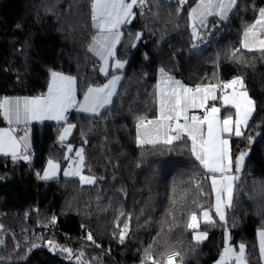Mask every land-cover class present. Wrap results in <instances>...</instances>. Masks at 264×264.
Masks as SVG:
<instances>
[{"label": "trees", "instance_id": "trees-1", "mask_svg": "<svg viewBox=\"0 0 264 264\" xmlns=\"http://www.w3.org/2000/svg\"><path fill=\"white\" fill-rule=\"evenodd\" d=\"M193 2L146 0L143 8L136 6L115 50L127 66L112 103L99 114L72 111L63 122L31 124L32 163L22 152L15 161L0 153V264H152L148 253L164 264L172 250L180 254L174 264H215L226 232L229 246L245 245L246 264H264L257 240L264 229V52L241 45L264 0H237L227 20H211V34L202 35L195 48L188 20ZM91 4L0 0V100L46 94L53 71L76 79L77 99L108 77L89 51ZM160 69L191 86L240 77L255 103L244 135L230 136L233 161L246 150L249 156L239 173L233 168L239 179L225 210L227 223L213 211L210 174L191 154L187 138L171 146L136 143L139 118L156 116ZM69 124L75 127L61 141ZM5 125L0 115V127ZM69 145L83 149L82 172L95 182L82 184L61 173L36 181L35 173L42 177L50 159L62 170ZM205 209L214 224L199 219ZM192 212L199 220L196 230L207 233L199 243L192 238L196 230L187 227ZM61 249H70L71 256Z\"/></svg>", "mask_w": 264, "mask_h": 264}, {"label": "snow or ice", "instance_id": "snow-or-ice-1", "mask_svg": "<svg viewBox=\"0 0 264 264\" xmlns=\"http://www.w3.org/2000/svg\"><path fill=\"white\" fill-rule=\"evenodd\" d=\"M183 6L187 0H178ZM146 0H92L91 19L93 27L98 30V36L93 37L89 51L99 56L104 61V66L100 71L105 75L109 74V59L115 58L116 45L120 42L122 33L119 31L121 25L131 22L130 18L135 16L134 8L140 6L143 8ZM237 0H198L195 7L189 11V18L192 23L193 38L198 37L197 24L199 27L206 28V20L209 16H217L220 20H227L229 14L235 9ZM179 12V9H178ZM141 33H137L136 39L139 40ZM264 8L259 10L258 18L244 31L242 47L252 50L258 44V49L264 52ZM250 39L251 45L250 47ZM197 45H193L195 48ZM239 51V50H237ZM235 55V53H233ZM124 62L116 59L111 65L114 69L124 68ZM163 75L164 69H160ZM121 80L119 75H112L111 79L102 86L88 87L84 94L82 102H78L75 93V78L65 76L58 72H51V81L48 84L47 93L36 97L8 98L0 100V115L3 116L9 124V128H0V153L11 155L13 161L17 159V150L19 141L14 135V129L11 125L15 122L20 124L21 121L27 125L32 120L54 119L57 121H66V113L70 108L79 104L83 112L99 114L100 110L112 103V97L116 93V88ZM163 85V86H161ZM237 85L243 89V79L237 77L223 85L208 84L196 85L195 88L187 87L180 81L168 76L157 84L159 97V115L154 120H145L139 118L137 123V143L139 145H173L175 142H181L187 138L191 142V154L199 162L207 173L211 174V187L216 194L215 215L221 222L227 223L225 210L232 205L233 200V183L239 179L238 176L229 175L235 168L239 173L242 169L246 153L241 152L233 161L230 150L229 140L224 135H235L242 137V129L248 127L249 120L255 111V103L248 96L246 91H237ZM231 89V93L225 92L219 99L223 105L235 108V115H228L221 119V109L212 106L206 107L209 100L216 101V89ZM204 109L203 116L188 115L189 109ZM183 120V123H181ZM75 127L69 124L64 128L60 136L63 141ZM143 137V138H142ZM26 137H20L24 140ZM251 140V138H249ZM72 151V146H68ZM83 149L76 152L80 158V164L83 162ZM28 160V156L22 157ZM67 158V157H66ZM59 165L51 159L48 161V168L40 179H51L56 176ZM51 170V171H49ZM65 176H78L82 184H93L95 178L81 175V167L77 166L74 170L64 171ZM197 184V188H199ZM226 196V199L224 198ZM202 216L207 224H214L212 216L207 209L203 210ZM55 221V217H53ZM189 229L196 230L199 227V220L196 212H192L187 223ZM128 226L121 230L120 240L123 242ZM207 233L200 232L194 235L196 242H202L206 239ZM259 245L262 256H264V229L258 232ZM89 241H93L92 235L87 236ZM228 235L225 234V248L217 264H246L244 254L245 245H239V253L228 245ZM94 242V241H93ZM52 244L51 241L48 242ZM62 252L69 253L70 249H61ZM147 252V250H146ZM180 254L173 252L167 256L166 264H174L175 259ZM83 253L78 254L82 257ZM147 259L152 264H157L151 254H147ZM80 264H84L83 261Z\"/></svg>", "mask_w": 264, "mask_h": 264}, {"label": "crops", "instance_id": "crops-1", "mask_svg": "<svg viewBox=\"0 0 264 264\" xmlns=\"http://www.w3.org/2000/svg\"><path fill=\"white\" fill-rule=\"evenodd\" d=\"M197 3H198V0H194V2L192 3V5L188 8V20H189V27H190V31H191V33H192V23H193V21L190 20V18H189V11L191 10V8L195 7V6L197 5ZM211 20H212V21H215V20H220V19H219L217 16H209V17L207 18V20H206V25H207V26H208V24L211 22ZM92 23H93V22H92ZM196 24H197L198 37L195 38V39L193 38V40H194V44H195V45H197L199 42L203 41L202 32L207 28V27H206V28H201V27H199V21H198V20L196 21ZM123 26H124V25H121V27H120V29H119L120 32H121ZM96 30H97V29H96ZM96 32H97V36H98V34H99V33H98V30H97ZM262 38H264V37H262ZM243 39H244V33H243V35H242L241 45H242V41H243ZM91 43H92V41H91ZM91 43H90V45H91ZM90 45H89V46H90ZM117 45H118V44H117ZM117 45H116V47H117ZM250 47H252V45H251V39H250ZM258 47H259V46H258V44H257L255 47H252V49L257 50ZM90 52L92 53V55H94V56L99 60V73H100L102 76H108V77H107L106 79H104L103 81H100V82H97V83H95V84L90 85L91 87H98V86H102V85L106 84V83L108 82V80L111 79L112 75L118 74V75L121 77V74H122V76H123V71H124V69L126 68L127 64L125 65L124 68L117 70V69H114V68L111 67V65L115 63L116 58H114V59H109V61H108V65H109V74H108V75H105L104 73H102V72L100 71V68H101L102 66H104V61H102V60L100 59L99 56L95 55L94 52H92V51H90ZM118 60H119V59H118ZM122 62L125 63L126 61L122 60ZM58 73H59V72H58ZM164 73H166V72L164 71ZM61 74H63V73H61ZM166 74H167V75L165 76V75H163V74L159 71V73H158V75H157V79H156V86H157V84L159 83V81H162V80H164V79H167L168 76L173 77L175 80L180 81L183 85H185V86H187V87L195 88V86H196V85H193V86L188 85V84L184 83L181 79H179V78H177V77H175V76H173V75H171V74H168V73H166ZM63 75H65V76H70V75H66V74H63ZM70 77H73V76H70ZM50 81H51V77H50L49 82H50ZM120 81H121V80H120ZM120 81H119V83H120ZM119 83H118V85H117V88H118V86H119ZM210 84L223 85V84H225V83H222V84L210 83ZM204 85H206V84H204ZM90 86H88V87H90ZM88 87L85 89V91H84V93H83V95L81 96L80 99H77V96H76V99H77L78 102H82V101H83V99H84V94H85V92L87 91ZM236 87L238 88V91H241V88L239 87V85H237ZM117 88H116V90H117ZM47 90H48V88H47ZM224 91H228V94L231 93V90H230V89L225 90V89H222V88H217V89H216V95H217V97H218L217 100H219V103H218L217 100H216V101H211V100H209L208 103L206 104V107H207V108H210V107H212L213 105L216 106V107H218V108H220V109H221V112H220V117H221V119H223V117L228 116V115H232L233 117H234V115H235V108H233V107H231V106H225V105H223L222 100L219 99V97H221V96L224 94V93H223ZM76 92H77V81H76V79H75V93H76ZM46 93H47V91H46ZM24 97H30V96H8V98H12V99H14V98H24ZM113 97H114V96H113ZM113 97H112V99H113ZM109 105H110V104H109ZM109 105H107V106H109ZM107 106H106V107H107ZM200 109H202V108H194L192 111H194V110H195V111H198V110H200ZM101 110H102V109H101ZM101 110H100V111H101ZM72 111H77V112L84 113V114H93V113H91V112H83V111H81L80 108H79V104H77L76 107H74V108H70V109L68 110V112H72ZM68 112H67V113H68ZM67 113H66V116H67ZM157 115H158V104H157ZM157 115H156L155 117L151 118V119H145V120H154V119L157 118ZM1 116H2V115H1ZM2 118H3V116H2ZM3 120H4V118H3ZM4 122H5L6 125L3 126V127H0V128H7V127H10L9 124H8V122H7L6 120H4ZM40 122H63V121H57V120H54V119L32 120V121H30L27 125H25L24 122L21 121L20 124H16V123L14 122V123L11 125V128L13 129V126H16L18 130H19V129L22 130V129L26 128V130L29 131V126H30L31 124H33V123H40ZM137 123H138V122H137ZM181 123H183V120H181ZM242 131H243V129H242ZM14 133H15V132H14ZM24 133H26V131H24ZM15 135H16V134H15ZM16 136H17V138L19 139L18 134H17ZM142 138H143V137H142ZM224 138L228 139V140H229V144H230V136L227 135V134H225V135H224ZM29 141H30V139H29ZM136 143H137V124H136ZM22 144H23V143H22ZM137 144H138V143H137ZM26 148H28V147H26ZM230 150H231V149H230ZM47 168H48V163L46 164V166H45V168H44V170H43L44 173H45V170H46ZM49 171H51V170H49ZM42 174H43V173H42ZM229 175H233V176H234L233 171H232L231 173H229ZM55 177H56V176H55ZM55 177H54V178H55ZM209 181H210V183H211V174L209 175ZM233 185H234V183H233ZM213 197H214V199H213V211H214V213H215V207H214V205H215V202H216V194H215L214 191H213ZM224 198L226 199V196H225ZM208 211H209V210H208ZM202 212H203V210L200 212L199 219H200L201 221H204V218H203V216H202ZM209 213H210V215L212 216V214H211L210 211H209ZM212 218H213V216H212ZM260 230H262V229H260ZM260 230H259V231H260ZM259 231H258V232H259ZM200 232H203V231H199V230L194 231L193 234H192V238L194 237L195 234L200 233ZM258 232H257V240H258L259 253H260V257H261V259L264 260V256H262L261 251H260ZM193 240H194V239H193ZM204 240H205V239H204ZM204 240H203V241H204ZM232 248L235 250L236 253H239V247H238V248H234V247H232Z\"/></svg>", "mask_w": 264, "mask_h": 264}, {"label": "rangeland", "instance_id": "rangeland-1", "mask_svg": "<svg viewBox=\"0 0 264 264\" xmlns=\"http://www.w3.org/2000/svg\"><path fill=\"white\" fill-rule=\"evenodd\" d=\"M91 28L94 30V34H93V37H96L97 36V30H96V28H94L93 27V23H92V21H91ZM202 35H203V32H202ZM93 37H92V39H93ZM204 38V37H203ZM92 41V40H91ZM92 44V43H91ZM94 56V55H93ZM117 59V58H116ZM120 61H122V60H120ZM124 61H126L124 64L126 65L127 64V60H124ZM125 67V66H124ZM161 72V71H160ZM167 73V72H166ZM169 74V73H168ZM115 75H118V74H115ZM122 74H121V79H122ZM233 79H231L230 81H232ZM161 81H159V83H160ZM227 83V82H226ZM208 84H210V83H208ZM208 84H206V85H208ZM200 85H204V84H200ZM161 86H163V85H161ZM231 90V89H230ZM242 91H245L244 89H241ZM237 91H238V88H237ZM156 92H157V104H158V115H159V97H158V89H157V87H156ZM4 98V97H3ZM2 98V99H3ZM1 99V100H2ZM193 109H189V111H188V113H190V112H192V113H196L197 111H192ZM201 110V109H200ZM156 111H157V109H156ZM156 115H157V112H156ZM157 115V116H158ZM7 128H9V127H7ZM13 129L15 130L14 132V135L16 134H18V137H19V139H18V141H19V147H18V150H17V153H20V152H22L23 154H24V156H26L25 155V151H24V147H28L29 148V146H30V141H29V139H30V133H29V131H27L26 130V133H24V131H22L21 129H17V127L16 126H13ZM24 129H26V128H24ZM20 131V132H19ZM17 137V136H16ZM20 137H26V139H24V140H20ZM23 143V144H22ZM24 146V147H23ZM78 150H80V148H75V149H73V151H72V153H69V152H67V156H68V162H67V164L62 168V170H57V172H56V177L61 173V175L63 176V177H77V178H79L78 176H65L64 175V171L65 170H69V171H72V170H74L77 166H80L81 167V175H84V176H89V175H86V174H84L83 172H82V164H80V158L79 157H77V155H76V152L78 151ZM53 161V160H52ZM54 163H56L55 161H53ZM42 175H44V172H43V174ZM92 177V176H91ZM80 180V179H79ZM215 264H217V262L215 263Z\"/></svg>", "mask_w": 264, "mask_h": 264}, {"label": "built area", "instance_id": "built-area-1", "mask_svg": "<svg viewBox=\"0 0 264 264\" xmlns=\"http://www.w3.org/2000/svg\"><path fill=\"white\" fill-rule=\"evenodd\" d=\"M213 28H214V23H209L208 26H207V28L203 31V36H204V37H208V36L211 34ZM225 92L228 93V91H224L223 93H225ZM217 101H218V103H219V100H217ZM203 114H204V109L198 110L195 114L192 113V112L188 113L189 116H191V115H197V116H201V117L203 116ZM69 115H70V112L67 113V117H68ZM24 151H25V155L29 157L28 161H29L30 163H32L33 158H34L33 152L29 151V150H28L27 148H25V147H24ZM39 177H40V175H39L38 173H35V180H36V181H39V180H40ZM2 229H3V228H2V226H1V224H0V231H1ZM173 252H177V251L172 250V251H169V252L166 253L164 264H166V262H167V256L170 255V254L173 253Z\"/></svg>", "mask_w": 264, "mask_h": 264}, {"label": "water", "instance_id": "water-1", "mask_svg": "<svg viewBox=\"0 0 264 264\" xmlns=\"http://www.w3.org/2000/svg\"><path fill=\"white\" fill-rule=\"evenodd\" d=\"M244 153H246V156H245V160H244V163H243V166H242V169H243V167H244V164H245V161H246V159L248 158V156H249V150H246ZM240 155V154H239ZM238 155V156H239ZM241 169V170H242Z\"/></svg>", "mask_w": 264, "mask_h": 264}]
</instances>
